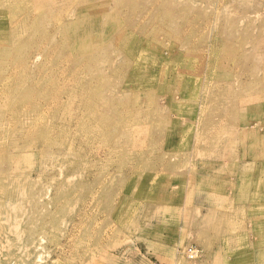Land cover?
Here are the masks:
<instances>
[{"label": "rangeland", "instance_id": "374dc122", "mask_svg": "<svg viewBox=\"0 0 264 264\" xmlns=\"http://www.w3.org/2000/svg\"><path fill=\"white\" fill-rule=\"evenodd\" d=\"M0 80V264H264V0H0Z\"/></svg>", "mask_w": 264, "mask_h": 264}, {"label": "bare ground", "instance_id": "6f19581e", "mask_svg": "<svg viewBox=\"0 0 264 264\" xmlns=\"http://www.w3.org/2000/svg\"><path fill=\"white\" fill-rule=\"evenodd\" d=\"M131 34V33H130ZM130 37H132V35L130 36ZM120 40V39H119ZM124 40V39H123ZM144 40V39H143ZM127 41V40H126ZM131 41V40H130ZM147 41V40H146ZM145 42V41H144ZM235 47V46H234ZM219 48H220V46H219ZM236 48V47H235ZM142 49V48H141ZM221 49V48H220ZM128 55H131V53H128ZM143 58V57H142ZM149 60V59H148ZM153 61H155V60H153ZM139 62H140V60H139ZM146 63H147V61H146ZM149 63V62H148ZM32 65V64H31ZM185 65V64H184ZM132 68V67H131ZM138 68V67H137ZM148 68V67H147ZM211 68V67H210ZM152 69V68H151ZM150 69V70H151ZM134 70V69H133ZM137 70V69H136ZM142 70V69H141ZM190 70V69H189ZM191 70H192V68H191ZM190 70V71H191ZM155 71V70H154ZM206 71V70H205ZM207 72V71H206ZM206 72L204 73V75L206 74ZM217 72V71H216ZM131 73V72H130ZM139 73H141V71L139 72ZM144 73H146V71H144ZM159 73V72H158ZM161 73V72H160ZM159 73V74H160ZM178 73V72H177ZM132 75V74H131ZM141 75V74H140ZM136 77V76H135ZM139 77V76H138ZM184 77V76H183ZM144 78V77H143ZM1 81V80H0ZM130 83V82H129ZM192 84H193V82H192ZM175 85V84H174ZM196 85V84H195ZM264 85V84H263ZM192 88V87H191ZM127 89V88H126ZM256 89V88H255ZM195 91V90H194ZM202 91V90H201ZM6 93V92H5ZM191 93V92H190ZM192 94V93H191ZM184 101H186V100H184ZM193 101V100H192ZM195 101V100H194ZM262 102V101H261ZM170 105V104H169ZM177 107V106H176ZM179 108H181V107H179ZM188 108V107H187ZM186 108V109H187ZM178 109V108H177ZM1 110V109H0ZM189 111V110H188ZM187 115V114H186ZM27 122V121H26ZM169 123H170V121H169ZM30 124H31V122H30ZM32 125V124H31ZM30 131V130H29ZM30 133V132H29ZM25 134V133H24ZM15 136V135H14ZM245 136V135H244ZM255 136V135H254ZM247 140V139H246ZM258 141V140H257ZM193 143V142H192ZM257 145V144H256ZM217 196V195H216ZM211 199V198H210Z\"/></svg>", "mask_w": 264, "mask_h": 264}, {"label": "built area", "instance_id": "2783aa9c", "mask_svg": "<svg viewBox=\"0 0 264 264\" xmlns=\"http://www.w3.org/2000/svg\"><path fill=\"white\" fill-rule=\"evenodd\" d=\"M189 257L193 258L195 256V252L192 250V248L188 249Z\"/></svg>", "mask_w": 264, "mask_h": 264}]
</instances>
